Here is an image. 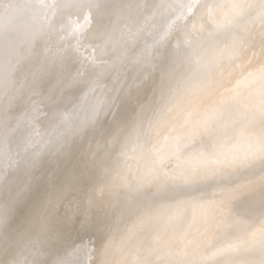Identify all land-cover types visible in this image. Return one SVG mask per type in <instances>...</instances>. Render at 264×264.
<instances>
[{"label":"rangeland","instance_id":"1","mask_svg":"<svg viewBox=\"0 0 264 264\" xmlns=\"http://www.w3.org/2000/svg\"><path fill=\"white\" fill-rule=\"evenodd\" d=\"M204 1L0 0V264H264V9Z\"/></svg>","mask_w":264,"mask_h":264},{"label":"snow or ice","instance_id":"2","mask_svg":"<svg viewBox=\"0 0 264 264\" xmlns=\"http://www.w3.org/2000/svg\"><path fill=\"white\" fill-rule=\"evenodd\" d=\"M75 7L84 9L87 8L91 11L93 8L100 7V0H84V2H80L74 5ZM260 7L264 9V0H260ZM120 133L117 131L113 134L112 142L114 144L119 142ZM27 165L29 167H33L35 165V158L27 161ZM96 167L100 170L101 175H107L108 169L105 167L103 161L96 163ZM107 185L101 183L100 186L97 188V192L103 194L106 189ZM20 195L18 194L17 200H19ZM96 204V197L95 194L88 198L87 208L91 209ZM12 215V206H4L0 207V226L7 225L11 227L10 217ZM76 220L73 222L72 215H66L60 223L59 227H56L52 224V222L48 219L45 215L37 219L33 227L36 228L41 234L47 235L50 239L55 240L57 243H62L64 240L65 232L71 228L73 230L78 229L80 231H102L103 222L98 218L94 217L90 214L88 210H85L83 213L77 212L75 213ZM11 264H21V262H11ZM55 264H70L68 260H57Z\"/></svg>","mask_w":264,"mask_h":264},{"label":"bare ground","instance_id":"3","mask_svg":"<svg viewBox=\"0 0 264 264\" xmlns=\"http://www.w3.org/2000/svg\"><path fill=\"white\" fill-rule=\"evenodd\" d=\"M207 1H208V0H205L203 3H201V6H203ZM209 1L214 2L213 0H209ZM254 1H255V0H254ZM254 1H253V2H254ZM256 2H257V1H256ZM258 2H259V0H258ZM253 7H254V5H253ZM248 8H249V7H248ZM258 8H259V7H258ZM240 9H241V8H240ZM252 9H253V8H252ZM252 9H251V10H252ZM237 10H238V9H237ZM253 10H254V9H253ZM262 10H263V9H262ZM259 11H260V10H259ZM234 12H235V11H234ZM247 12H248V11H247ZM260 13H261V12H260ZM258 15H260V14H258ZM261 15H262V14H261ZM262 20H263V19H262ZM251 21H252V20H251ZM259 22H260V21H259ZM246 23H247V22H246ZM252 23H253V22H252ZM254 23H255V22H254ZM137 24H138V23H137ZM262 24H264V23H262ZM245 26H246V25H245ZM249 26H250V25H249ZM258 26H259V25H258ZM253 27H254V26H253ZM262 27H263V26H262ZM262 27H261V29H262ZM77 28H78V27H77ZM142 28H143V27H142ZM263 28H264V27H263ZM78 29H79V28H78ZM80 29H81V28H80ZM80 29H79V30H80ZM137 31H138V30H137ZM250 31H251V30H250ZM260 32H261V31H260ZM77 35H78V34H77ZM77 35H76V36H77ZM97 35H98V34H97ZM256 35H257V34H256ZM128 37H129V36H128ZM134 38H135V37H134ZM243 38H244V37H243ZM262 38H263V37H262ZM248 39H249V38H247V40H248ZM257 39H258V38H257ZM128 41H129V40H128ZM259 41H260V40H259ZM96 42H97V41H96ZM125 42H126V41H125ZM239 42H240V41H239ZM254 42H255V41H254ZM254 42H253V43H254ZM90 43H91V42H90ZM90 43H88V45H89ZM92 43H94V42H92ZM253 43H252V44H253ZM130 44H131V43H130ZM92 45H93V44H92ZM95 45H96V44H95ZM128 45H129V44H128ZM88 47H89V46H88ZM88 47L86 48V50L90 48V47H89V48H88ZM93 48H94V46H93ZM249 48H250V47H249ZM75 49H76V48H75ZM90 51H91V50H90ZM90 51L87 50L86 52H90ZM80 52H81V51H80ZM75 53H77V52H75ZM78 54H79V53H78ZM81 54H82V52H81ZM77 56H78V55H77ZM80 56H81V55H80ZM70 57H71V56H70ZM80 58H81V57H80ZM73 59H74V58H73ZM76 59H78V58L76 57ZM81 59H82V58H81ZM83 59H84V58H83ZM90 59H91V58H90ZM69 60H70V59H69ZM79 60H80V59H78V61H79ZM71 62H72V61H71ZM77 63H78V62H77ZM77 63H76V64H77ZM82 63H83V62H82ZM69 64H71V63H69ZM85 64H86V63L84 62V65H85ZM90 64H91V63H90ZM73 65H74V64H73ZM80 65H82V64H80ZM84 65H83V66H84ZM75 66H76V65H75ZM78 66H79V65H78ZM88 66H89V64H88ZM65 67H66V66H65ZM71 67H72V66H71ZM81 67H82V66H81ZM89 67H90V66H89ZM103 67H104V65H103ZM72 68H73V67H72ZM74 68H75V67H74ZM87 68H88V67L86 66V69H87ZM106 68H107V67H106ZM62 69H63V68H62ZM76 69H77V68H76ZM79 69H80V68H79ZM79 69H78V71H83V70H79ZM81 69H82V68H81ZM100 69H101V68H100ZM54 70H55V69H54ZM70 70H72V69H70ZM87 70H88V69H87ZM72 71H73V70H72ZM84 71H85V69H84ZM91 71L93 72V70H91ZM62 72H63V71H62ZM66 72H68V71H65V73H66ZM88 72H89V71H88ZM94 72H95V71H94ZM101 72H102V71H101ZM54 73H55V72H54ZM59 73H60V72H59ZM70 73H71V72H70ZM73 73H74V72H73ZM79 73H80V72H79ZM85 73H86V72H85ZM103 74H104V73H103ZM52 75H53V74H52ZM59 75H60V74H59ZM62 75H63V74H62ZM69 75H70V74H69ZM73 75H74V74H73ZM75 75H76V74H75ZM75 75H74V76H75ZM56 76H58V75H56ZM71 76H72V75H71ZM82 76H84V74H83ZM58 77H59V76H58ZM64 77H66V76H64ZM69 77H70V76H69ZM86 77H87V76H86ZM71 78H73V77H71ZM78 78H79V77H78ZM80 78H81V77H80ZM83 79H84V77H83ZM57 80H58V79H57ZM66 80H68V79L66 78ZM96 80H97V79H96ZM54 81H55V80H54ZM54 81H53V82H54ZM62 82H63V81H62ZM64 82H65V80H64ZM51 83H52V81H51ZM55 83H56V82H55ZM65 84H66V83H65ZM65 84H64V85H65ZM41 85H42V84H41ZM43 85H45V83H44ZM51 85H52V84H51ZM62 85H63V84H61V86H62ZM65 87H66V86H65ZM65 87H63V88H65ZM67 87H68V85H67ZM44 88H45V87H44ZM47 88H48V87H47ZM61 88H62V87H61ZM63 88H62V90H64ZM73 88H75V87H72V89H73ZM51 89H52V87H51ZM55 89H56V88H55ZM67 89H68V88H67ZM70 89H71V88H70ZM27 90H28V89H27ZM27 90H26V91H27ZM49 90H50V89H49ZM49 90H48V91H49ZM59 90H60V89H59ZM59 90H57V91H59ZM68 91H69V90H68ZM39 92H40V91H39ZM59 92H61V90H60ZM66 92H67V91H66ZM66 92H65V93H66ZM69 92H71V91H69ZM27 93H28V92H27ZM43 93H44V92H43ZM62 93H63V92H62ZM73 93H74V92H73ZM37 94H39V93H37ZM50 94H51V93H50ZM63 94H64V93H63ZM67 94H68V93H67ZM69 94H70V93H69ZM25 95H26V94H25ZM27 96H28V95H27ZM33 96H34V95H33ZM41 96H42V95H41ZM51 96H52V95H51ZM53 96H54V95H53ZM58 96H59V94H58ZM49 97H50V96H49ZM49 97H48V98H43V99H49ZM23 98H24V97H23ZM28 98H29V97H28ZM30 98H31V97H30ZM37 98H38V97H37ZM41 98H42V97H41ZM53 99H54V98H53ZM49 100H50V99H49ZM49 100H46V102L49 101ZM55 100H56V99H55ZM28 101H30V100H27V102H28ZM40 101H41V100H39V102H40ZM27 102H26V104H27V106H28V103H27ZM44 102H45V101H44ZM21 103H22V102H21ZM21 103H20V104H21ZM33 103H34V102H33ZM48 103H49V102H48ZM56 103H57V102H56ZM49 104H50V103H49ZM34 105H35V103H34ZM43 105H44V104H43ZM20 106H21V105H20ZM27 106H26V107H27ZM32 106H33V104H32ZM49 106H50V105H49ZM69 106H70V105H69ZM8 107L10 108V106H8ZM21 107H22V106H21ZM26 107H25V108H26ZM47 107H48V106H47ZM62 107H63V103H62ZM15 108H18V107H15ZM20 109H21V108H20ZM22 109H23V108H22ZM38 109H39V108H38ZM41 109H42V108H41ZM17 110H18V109H17ZM25 110H26V109H25ZM30 110H31V109H30ZM33 110H34V109H33ZM11 111H12V110H11ZM13 111H14V110H13ZM22 111H23V110H22ZM56 111H57V110H56ZM65 111H66V109H65ZM19 112H20V111H19ZM27 112H28V111H27ZM38 112H39V111H38ZM53 112H54V111H53ZM23 113H24V112H23ZM33 113H34V112H33ZM36 113H37V112H36ZM2 114H3V113H2ZM7 114H8L7 116H9V112H8ZM16 114H17V113H16ZM44 114H46V112H45ZM47 114H48V113H47ZM62 114H63V113H62ZM18 115H19V113H18ZM20 115H21V114H20ZM42 115H43V114H42ZM4 116H5V115H4ZM16 116H17V115H16ZM32 116H33V115H32ZM38 116H40V115H38ZM18 117H20V116H18ZM42 117H44V116H42ZM42 117H41V118H42ZM46 117H47V116H46ZM51 117H52V116H51ZM2 118H3V116H2ZM5 118H6V116H5ZM7 118H8V117H7ZM14 118H15V117H14ZM24 118H26V117H24ZM27 118H28V117H27ZM49 118H50V117H49ZM33 119H34V118H33ZM36 119H37V118H36ZM42 119H43V118H42ZM15 120H16V119H15ZM24 120H25V119H24ZM26 120H27V119H26ZM29 120H30V119H29ZM38 120H39V119H38ZM46 120H47V119H46ZM53 120H54V119H53ZM59 120H60V119H59ZM10 121H11V120H10ZM20 121H21V120H20ZM22 121H23V120H22ZM33 121H34V120H33ZM33 121L30 120V121H29L30 124H31V122H33ZM48 121H49V120H48ZM54 121H55V120H54ZM12 122H13V121H12ZM15 122H16V121H15ZM25 122H26V121H24V123H25ZM35 122H36V120H35L33 123H35ZM41 122H44V121L42 120ZM8 123H9V122H8ZM10 123H11V122H10ZM13 123H14V122H13ZM17 123H18V122H17ZM46 123H47V122H46ZM59 123H60V122H59ZM39 124H40V123H39ZM54 124H55V122H54ZM61 124H62V123H61ZM8 125H9V124H8ZM13 125H14V124H13ZM33 125H35V124H33ZM46 125H47V124H46ZM62 125H63V124H62ZM2 126H3V125H2ZM11 126H12V125H11ZM41 126H42V125H41ZM41 126L39 125V128H40ZM43 126H44V125H43ZM48 126H49V125H48ZM58 126H59V125H58ZM13 127H14V126H13ZM31 127H32V126H31ZM50 127H51V125H50ZM50 127H49V128H50ZM54 127H55V125H54ZM9 128H10V127H9ZM35 128H36V127H35ZM62 128H63V127H62ZM5 129L7 130V128H5ZM12 129H13V128H12ZM57 129L59 130L58 127L56 128V130H57ZM26 130H27V129H26ZM32 130H33V128H32ZM4 131H5V130H4ZM24 131H25V130H24ZM40 131H41V130H40ZM56 132H57V131H56ZM8 133L10 134L11 132H8ZM8 133H7V135H8ZM14 133H15V132H14ZM26 133H27V132H26ZM3 134H4V133H3ZM21 134H22V133H21ZM24 135H25V132H24ZM5 136H6V135H5ZM5 136H4V137H5ZM8 136H9V135H8ZM15 136H17V135L15 134ZM19 136H20V135H19ZM2 137H3V135H2ZM4 137H3V138H4ZM22 138H23V137H22ZM22 138H21V141H23ZM31 138H32V137H31ZM45 138H46V137H45ZM29 139H30V137H29ZM15 140H16V139H15ZM16 142H17V141H16ZM18 142H19V140H18ZM19 143H20V142H19ZM25 143H26V141H25ZM32 143H33V141H32ZM27 144H28V143H27ZM2 146H3V145H2ZM21 146H22V145H21ZM14 147H15V146H14ZM28 147H29V146H28ZM30 147H31V146H30ZM32 147H33V146H32ZM25 148H26V147H25ZM5 149H6V148H5ZM5 149H3V150H5ZM23 149H24V148H23ZM29 149H30V148H29ZM3 150H2V151H3ZM25 150H26V149H25ZM4 152H5V151H4ZM27 152H28V151H27ZM6 153H7V151H6ZM10 155H11V154H10ZM32 155H33V154H32ZM28 157H29V156H28ZM12 158H13V157H12ZM0 159H1V158H0ZM14 159H15V158H14ZM2 160H3V159H2ZM4 160H6V159L4 158ZM8 160H9V159H8ZM10 161H11V159L9 160V163H10ZM28 161H29V160H28ZM6 162H7V160H6ZM1 163H3V162H1ZM16 163H18V162H16ZM3 165H4V163H3ZM13 165H14V164H13ZM11 166H12V163H11ZM11 166H10V170H12V168H13V166H12V168H11ZM8 167H9V165H8ZM15 167H16V166H15ZM0 168H2V167H0ZM5 168H6V167H5ZM17 168H18V167H17ZM17 168H16V169H17ZM34 168H35V167H34ZM6 169L8 170L9 168H6ZM13 169H14V168H13ZM20 170H21V169H20ZM3 171H4V169H3ZM17 171H18V170H17ZM5 172H6V171H5ZM7 172H8V171H7ZM13 172H14V171H13ZM13 172L11 171V172H9V173H13ZM3 173H4V172H3ZM24 173H25V172H24ZM0 174H1V173H0ZM13 174H14V173H13ZM22 174H23V173H22ZM3 175H4V174H3ZM8 175H9V174H8ZM10 175H12V174H10ZM14 175H15V174H14ZM19 175H20V174H19ZM26 175H28V174H26ZM32 175H33V174H32ZM32 175H31V176H32ZM12 176H13V175H12ZM12 176H10V177L12 178ZM20 176H22V175H20ZM23 176H24V174H23ZM2 177H3V176H2ZM4 177H5V176H4ZM7 177H8V176H7ZM26 177H27V176H26ZM11 178H10V179H11ZM16 178H19V177L16 176ZM23 178H24V177H23ZM30 178H31V177H30ZM30 178H29V179H30ZM0 179H1V178H0ZM7 179H8V178H7ZM12 179H13V178H12ZM27 179H28V177H27ZM27 179H26V180H27ZM4 180H5V179H4ZM17 180H18V179H17ZM17 180H15V181H17ZM21 180H22V179H21ZM32 180H33V179H32ZM6 181H7V180H6ZM8 181H9V180H8ZM4 182H5V181H4ZM4 182L2 181V184H3ZM12 182H13V181H12ZM19 182H20V181H19ZM22 182H23V181H22ZM24 182H25V180H24ZM5 183H6V182H5ZM5 183H4V184H5ZM17 183H18V182H17ZM28 183H29V181H28ZM0 184H1V182H0ZM2 184H1V185H2ZM6 184H7V183H6ZM9 184L11 185L12 183L9 182ZM21 184H22V183H20L19 185L21 186ZM24 184H25V183H24ZM13 185H14V187H15V183H14ZM13 185H12V186H13ZM25 185H26V184H25ZM29 185H30V183H29ZM8 186H9V185H8ZM22 186H24V185H22ZM3 187H4V186H3ZM5 187H7V186H5ZM5 187H4V188H5ZM16 187H18V186H16ZM16 187H15L14 189H16ZM28 187H29V186H28ZM1 188H2V187H1ZM1 188H0V189H1ZM10 188H11V187H10ZM20 188H21V187H20ZM23 188H24V187H23ZM26 188H27V186H26ZM17 189H18V188H17ZM29 189H30V188H29ZM0 191H1V190H0ZM2 191H3V190H2ZM20 191H21V190H20ZM26 191H27V190H26ZM63 191H64V190H63ZM5 192H6V191H5ZM10 192H11V190H10ZM13 192H15V190L12 191V193H13ZM22 193H23V191H22ZM25 193H26V192H25ZM60 193H62V192H60ZM3 194H4V193H3ZM14 194H16V193H14ZM20 194H21V192H20ZM23 194H24V193H23ZM27 194H28V192H27ZM10 195H11V194H10ZM17 196H18V195H17ZM20 196H21V195H20ZM22 196H23V195H22ZM24 196H25V195H24ZM61 196H62V195H61ZM7 198H8V196H7ZM10 199H11V198H10ZM4 200H5V199H4ZM20 200H23V199H20ZM6 201H7V200H6ZM16 201H17V200H16ZM11 202H12V201H11ZM0 203H1V201H0ZM4 203H5V202H4ZM4 203H3V206H4ZM16 203H17V202H16ZM6 204H8V203H6ZM20 204H22V203H20ZM5 206H6V205H5ZM11 206H12V204H11ZM17 206H18V205H17ZM0 207H1V206H0ZM12 207H13V206H12ZM15 207H16V206H15ZM15 207H14V208H15ZM12 209H13V208H12ZM20 209H21V208H20ZM24 209H25V208H24ZM13 213H14V212H13ZM16 213H17V212H16ZM19 215H20V213H19ZM19 215H18V216H19ZM15 216H16V215H15ZM18 216H17V217H18ZM14 218H16V217H14ZM18 218H19V217H18ZM11 219H12V218H11ZM11 219H10V221H11ZM22 220H23V219H22ZM53 221H54V220H52V222H53ZM16 222H17V220H16ZM13 223H14V222H13ZM20 225H21V223H20ZM23 225H24V224H23ZM14 226H15V225H14ZM21 226H22V225H21ZM13 228H14V227H13ZM4 229H5V228H4ZM15 229H16V228H15ZM8 230H9V229H8ZM20 230H21V229H20ZM16 231H17V229H16ZM11 232H12V230H11ZM12 233H13V232H12ZM12 233H11V234H12ZM16 233H17V232H16ZM206 233H207V232H206ZM18 234H20V233H18ZM208 234H209V233H208ZM14 235H15V234H14ZM16 236H18V235H16ZM205 236H206V235H205ZM8 237H9V236H8ZM9 239H10V238H9ZM17 241H18V239H17ZM13 242H15V241H13ZM17 243H18V242H17ZM13 244H14V243H13ZM8 245H9V244H8ZM3 246H4V245H3ZM8 247H9V246H8ZM97 247H98V246H97ZM2 248H4V247H2ZM11 248L13 249V247H11ZM15 248H17V247H15ZM24 248H25V247H24ZM99 248H100V247H99ZM0 250H1V249H0ZM9 250H10V249H9ZM15 250H16V249H15ZM21 250H22V249H21ZM4 251H5V250H4ZM7 251H8V250H7ZM4 253H5V252H4ZM9 253H10V252H9ZM15 253H16V252H15ZM22 253H24V252L22 251ZM22 253H21V254H22ZM12 254H13V253H12ZM21 254H20V255H21ZM0 256H1V255H0ZM6 256H8V254H7ZM3 257H4V256H3ZM15 257H16V256H15ZM20 257H21V256H20ZM24 257H25V256H24ZM13 258H14V256H13ZM23 259H24V263H22V264H25V258H23ZM3 260H4V258H3ZM14 260H15V259H14ZM18 260H19V259H18ZM18 260H17V261H18ZM45 260H47V259H45ZM4 261H5V260H4ZM15 261H16V260H15ZM41 261H44V260H41ZM20 262H21V261H20ZM7 263H8V262H7ZM29 263H30V262H29ZM41 263H44V264H45V262H41ZM91 264H92V263H91Z\"/></svg>","mask_w":264,"mask_h":264},{"label":"water","instance_id":"4","mask_svg":"<svg viewBox=\"0 0 264 264\" xmlns=\"http://www.w3.org/2000/svg\"><path fill=\"white\" fill-rule=\"evenodd\" d=\"M100 2H102V0H100ZM108 2H109V1H108ZM106 3H107V2H106ZM61 7H62V6H60V10H61ZM61 12H62V11H61ZM61 12H60V13H61Z\"/></svg>","mask_w":264,"mask_h":264}]
</instances>
